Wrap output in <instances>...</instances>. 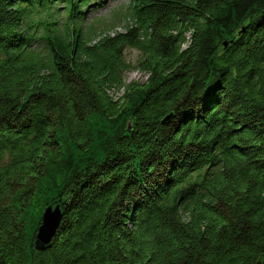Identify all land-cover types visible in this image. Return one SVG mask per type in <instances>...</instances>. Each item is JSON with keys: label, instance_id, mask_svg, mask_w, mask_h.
I'll return each mask as SVG.
<instances>
[{"label": "trees", "instance_id": "1", "mask_svg": "<svg viewBox=\"0 0 264 264\" xmlns=\"http://www.w3.org/2000/svg\"><path fill=\"white\" fill-rule=\"evenodd\" d=\"M103 1L0 0V264H264V0Z\"/></svg>", "mask_w": 264, "mask_h": 264}, {"label": "rangeland", "instance_id": "2", "mask_svg": "<svg viewBox=\"0 0 264 264\" xmlns=\"http://www.w3.org/2000/svg\"><path fill=\"white\" fill-rule=\"evenodd\" d=\"M128 0H104V5L96 10H92L91 7L85 12L87 15L85 26L87 30L97 32H109L121 31L124 29L125 21H122V8ZM63 17H58V21H62ZM126 60L134 64L140 57V53L137 49L127 47L125 50ZM146 79V74L140 72L132 67L125 70L123 73V81H138L143 82ZM121 94V92H120Z\"/></svg>", "mask_w": 264, "mask_h": 264}, {"label": "water", "instance_id": "3", "mask_svg": "<svg viewBox=\"0 0 264 264\" xmlns=\"http://www.w3.org/2000/svg\"><path fill=\"white\" fill-rule=\"evenodd\" d=\"M61 217L62 212L58 205L55 207L49 205L44 208L41 223L36 230V247L38 249L43 250L49 246L56 234Z\"/></svg>", "mask_w": 264, "mask_h": 264}]
</instances>
